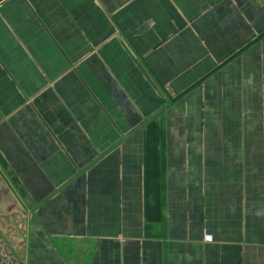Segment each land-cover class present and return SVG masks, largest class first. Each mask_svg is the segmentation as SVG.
Listing matches in <instances>:
<instances>
[{
  "label": "crops",
  "instance_id": "crops-1",
  "mask_svg": "<svg viewBox=\"0 0 264 264\" xmlns=\"http://www.w3.org/2000/svg\"><path fill=\"white\" fill-rule=\"evenodd\" d=\"M0 264H264V0H0Z\"/></svg>",
  "mask_w": 264,
  "mask_h": 264
},
{
  "label": "built area",
  "instance_id": "built-area-1",
  "mask_svg": "<svg viewBox=\"0 0 264 264\" xmlns=\"http://www.w3.org/2000/svg\"><path fill=\"white\" fill-rule=\"evenodd\" d=\"M212 239H213L212 236H210V235H205V240H208V241L210 240V241H211Z\"/></svg>",
  "mask_w": 264,
  "mask_h": 264
},
{
  "label": "trees",
  "instance_id": "trees-1",
  "mask_svg": "<svg viewBox=\"0 0 264 264\" xmlns=\"http://www.w3.org/2000/svg\"><path fill=\"white\" fill-rule=\"evenodd\" d=\"M155 128H159V127H157L158 125H156V124H152ZM150 128H151V125H150Z\"/></svg>",
  "mask_w": 264,
  "mask_h": 264
}]
</instances>
